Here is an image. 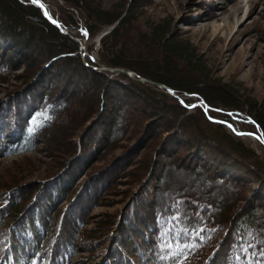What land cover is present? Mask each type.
Wrapping results in <instances>:
<instances>
[{"label": "trees", "instance_id": "obj_1", "mask_svg": "<svg viewBox=\"0 0 264 264\" xmlns=\"http://www.w3.org/2000/svg\"><path fill=\"white\" fill-rule=\"evenodd\" d=\"M62 1L61 13L52 12L51 15L66 32L76 33L81 40L94 38L104 28L113 26L104 38L111 47L110 55L103 52L97 60L87 50L88 55L83 59L80 44L61 33L30 0H0V48L3 44L11 45L25 57L15 65L19 62L17 54L8 56L3 50L0 52V71L18 69L24 64L27 68L21 78L23 86L9 93L1 109L0 157L24 155L35 150L43 136L56 127L65 114L79 115L83 106L90 110L89 115H93L79 117L85 122L93 119L95 123L85 133L75 130L69 135V150L59 144L57 149L65 151V156L62 155L58 169L52 167L37 188L22 186L14 189L7 181L0 186V190H5L0 194V264H41L48 261L55 249L64 247L63 255L67 254V248L74 249L78 239L63 235L66 223L70 221L68 218L66 222L65 214L71 213L76 236L80 235L78 231L83 228L84 221L77 209L87 207L103 195L118 178V171L134 160H128L129 155H136L134 152L139 151L140 143L147 146V153L137 162L133 172L132 184L137 190L124 211L106 222L101 237H108L114 226L120 227L123 220L126 226H138L139 222L149 226L141 231L144 234L141 233L140 240L145 242L148 233H155L162 221L174 214L176 201L187 198L209 206L202 213L213 225L241 232L240 245L251 243V236L258 232V245L264 250V206L253 204L256 198H248V188H244L237 178L240 175L249 180L248 184L257 183L264 190V158L247 146L241 135L227 129V124H231L242 134L258 130L264 137V108L243 100L228 86L212 80L188 45L174 40L165 26L158 24L149 28V32H141L135 29V21L128 13L120 15V11L104 10L93 0ZM36 53L38 58H32ZM42 63L53 72L48 73L47 86L40 84L39 93L33 89L36 88L33 84L44 76V73L38 74L43 69L37 68ZM121 70L133 73V77ZM136 78L163 84L171 88L175 96ZM32 89L34 93H30ZM22 90L26 93L15 98ZM112 92L116 94L110 95ZM10 96H14L13 100ZM106 96H111L108 100L117 104L108 119L103 109ZM119 96L125 103L119 101ZM180 98H185V106L180 103ZM74 100H78L77 103ZM195 100L204 102L208 112L200 106L191 109ZM132 101L138 103H129ZM128 109L140 110L149 117L142 127L136 128L135 137L146 127L144 135L133 149L124 151L120 159L109 161L106 166L107 160H102L99 164L103 165V170L92 167V156L107 154L116 146L117 140L123 138ZM71 120L74 122L67 117L66 124L69 125ZM109 120V130L98 127L100 121L106 123ZM94 130L98 134L90 146L87 138L95 135ZM152 138L160 143L156 145L150 141ZM105 140L109 145L102 154L96 149ZM181 149L193 153L192 160L183 162V158H188V152L179 156L177 153ZM157 157H163V160H157ZM219 168L225 169L229 176L222 174ZM83 173L82 177L87 179L80 190H76L78 178ZM178 174L189 177V183L178 188L170 185L171 177ZM203 181L207 185L202 184ZM66 200L76 207L70 205L58 210ZM241 202L243 206L239 207ZM48 212L55 213L54 219L47 215ZM52 220H58L54 232L51 231ZM121 246L108 252V264L115 259L121 264L122 254L128 260L125 264H131L134 258L127 254L129 251L116 250Z\"/></svg>", "mask_w": 264, "mask_h": 264}, {"label": "rangeland", "instance_id": "obj_2", "mask_svg": "<svg viewBox=\"0 0 264 264\" xmlns=\"http://www.w3.org/2000/svg\"><path fill=\"white\" fill-rule=\"evenodd\" d=\"M20 1L25 2V0ZM46 1L45 4L40 0L50 15L52 12L57 15L61 13L60 5H63L62 0ZM93 1L104 10L120 11V15L128 13L130 19L135 21V29L141 32H149V28L158 24L165 26V29L173 36L172 38H174V40L188 45L189 50L199 58L206 73L212 80L217 81L221 85L228 86L231 92L243 100H249L264 108V0ZM112 27L113 26L104 28L98 32L94 38H85V40H81L76 33L69 34L66 32L65 34L75 42L81 44V47L84 43V48L82 49H85L86 52L87 50L92 52L93 57L98 60V58H101L103 52L105 55H110L111 47L107 39L104 38ZM20 36L21 39H23L24 36L21 34ZM3 50H5L8 56L17 54L19 62L15 65L25 60L24 55L22 53H17L15 48L11 45L3 44L0 48V52ZM85 50H82L83 59L88 55V52L86 53ZM32 58H38V53L34 54ZM150 58H153L152 55ZM46 66L47 64L44 65V63L37 66V68L43 69L38 74L41 75L44 73V76L41 79L39 78L35 82V85L33 84V86H36V88L33 87L34 90L39 91V89H41L39 86H41L40 84L42 83H44V86L49 84L50 76L48 73L52 74L53 71L51 67L46 69ZM26 69V64H24L18 69L14 68L11 69V71H0V115L2 114L1 109L4 106L6 97H9V93L23 86L21 84V78L25 75ZM193 77L195 76H192V78ZM33 89L30 93H34ZM114 90L113 88V91ZM25 91L26 90H22L20 92L21 94H18L15 98L21 97L23 93H26ZM114 92L110 95H115L116 93ZM106 97L107 101H105L103 109L105 108V116L108 119L114 112L117 104L112 103L111 99L108 100L111 96ZM12 98H14V96H10L11 100H13ZM39 99L38 96V100ZM184 99L185 98H180L184 104L180 103L185 106ZM35 101H37V99ZM74 101L77 103L78 100ZM119 101L124 100L119 96ZM123 103H125V101ZM129 103L133 104L138 102L132 101ZM197 103L201 104L200 107H202L203 110L207 107L204 105V102L197 101L192 105L191 109H193V106H199L196 105ZM83 107H81L82 109L79 115L70 112L65 114L66 117L61 119L56 127L43 136L35 150L24 155L1 156L0 186L10 182L8 186L14 189L22 186H29L30 189L37 188V185H40L46 178V173H49L48 171L52 167L55 169L57 166L59 167V162H62L63 156H65L63 153H65V151L61 152L62 150L57 149L59 144L63 146L64 150H69L67 147L71 140L69 139V135L75 130L77 132L79 130L82 132L83 130L85 133L90 128L92 129L95 124L93 119L85 122L79 117L93 115H89L88 111L90 110ZM142 108L141 106L140 110ZM72 110L73 108H71L70 111ZM140 110H126V118L124 119L126 132L123 138L117 140L116 146L111 148L107 154L92 156L94 157V160H92V167L95 166L96 169L103 170V165L99 164L102 160H107L105 163L106 166L112 161L120 159L124 151L133 149L137 140L142 137L146 131V127H143L138 137H135L136 128L142 127L145 119L149 118L145 115V112L143 113ZM67 117L74 119V122L71 120L69 125L66 124ZM110 122V120L106 123L105 121H100L98 127H101L102 130H109L111 126ZM160 125L161 124H158V127H160ZM69 126H71V128H69ZM98 127H96V129H98ZM227 129L229 132H233L229 124H227ZM92 133H95V135L93 134L92 137L87 138L88 141H90V146L91 143H93V139H95L98 134L96 131ZM250 133L259 134L258 130H255V132L237 135H241V140L253 149L258 156L264 158V146L260 141L251 136ZM260 137H263V135L261 134ZM106 140L100 142L96 149L97 151H101L102 154L109 145ZM156 140L157 139L152 138L150 141L158 145L160 142ZM143 144L144 143H140L137 146L139 147V151L134 152L136 153L135 156L134 154L129 155L130 157L128 156V160H134L130 164L124 166L122 170L118 171V178L115 179L110 186L108 185V189H106L104 193L102 192L103 195L101 197L94 201V203H88L89 205L87 207L82 206L81 209L76 208L81 212V219L84 221L83 228L78 231L80 235L76 236L77 229L73 223V218L70 217L71 213L68 212V215L65 213L61 214L62 216L65 214L66 222H68V218H70V221L66 223L68 225L64 228L63 235L76 238L78 241L75 247L76 249L74 248L71 250L67 248V256H65L62 262L59 261L61 255L60 249L64 250V247L55 249L53 253H51L54 255L51 257L54 263L108 264L106 262L108 252L124 245L116 250L119 252L129 251L127 254L132 256V258L130 257L131 259L134 258L131 264H264V250L258 245L260 240L258 232H255L254 235L251 236V243L240 245L242 241L241 232L229 230L228 227L213 225L205 219L202 213V211L209 208V206L187 198H180L176 201L174 214L166 220H163L161 226L155 233H148L145 242L140 240V236L149 226L145 227L140 222L138 226L136 224L133 226H126L127 223L123 220L121 221L120 227L114 226L108 237H101L106 222L113 217H117L124 211L126 203L130 201L132 195L137 190V186H133L132 184V178L137 162L147 153L145 149L147 146L143 147ZM90 152L91 150H89V153ZM187 152L188 151L185 149H181L178 151L177 155H186ZM187 156L188 158H183V162L185 160H192L194 154L188 152ZM156 159L161 161L163 157H157ZM177 163L180 165L181 160L177 161ZM156 171L157 167L154 172ZM219 171L229 176V173H226L225 169L219 168ZM87 173L88 171L86 170V174ZM242 173L244 176L247 175L245 172ZM82 176H84V173L78 178L77 185L75 186L76 190H80L83 182L87 179ZM171 178L169 184L177 188L189 183V177H182L180 174L172 176ZM237 178L241 180L244 188H248L246 192L249 193V197H247L250 198L254 196L256 198L253 204L264 206V190L258 187L257 183L248 184L249 180L243 177L240 178V175ZM198 181H200V179H198ZM205 182L206 181H203L201 183L207 185ZM4 191L5 190H0V194L4 193ZM49 194L52 195V192H49ZM74 195L75 193H73L72 196ZM70 205L76 207L73 203L71 204L69 200H66L62 202L57 209L62 210V208H66ZM238 206H243V203L241 202ZM47 215L54 219L55 213L48 212ZM52 221L51 225L53 223V226L51 227V231L54 232L57 228L58 220H54L56 222V227L54 221ZM82 233H85L84 238L82 237ZM121 256V264L128 262L125 255L122 254ZM111 262L112 264L120 263L117 259Z\"/></svg>", "mask_w": 264, "mask_h": 264}, {"label": "water", "instance_id": "obj_3", "mask_svg": "<svg viewBox=\"0 0 264 264\" xmlns=\"http://www.w3.org/2000/svg\"><path fill=\"white\" fill-rule=\"evenodd\" d=\"M31 2H32V0H31ZM33 4H34L36 7H39V8L43 11L44 15H45V11L48 13V11L46 10L45 7H40V4H42L41 2H40V4H36V3H33ZM45 17L48 19V21H49L50 23H52L53 25H55L56 27H58L61 33H63V34L66 33V31L61 27V25L59 24V22H58L57 20H55V19H54L53 17H51L49 14H48L47 16L45 15ZM49 17H51V18H49ZM53 21H55V23H54ZM82 48H84V46H82L81 49H82ZM82 50H85V49H82ZM110 70H112V71H118V70H115V69H110ZM119 71H120V70H119ZM121 72H124V73L127 74L128 76L133 77V73H131V72H126V71H123V70H121ZM136 79H137V81H139V82H141V83H149V84H152V85H154V86H156V87H158V88L164 89V90H166L169 94H171L172 96H175V92H174L171 88H169V87H167V86H165V85H162V84H159V83H155V82H150V81H148V80H146V79H143V78H136ZM180 102H181L182 104H184V102H183L182 100H180ZM196 105H201V104H200V103H197ZM193 107H194V106H193ZM191 108H192V107H191ZM207 109H208V107H206V108L204 109L205 113H207ZM210 120H211V121H215V119H212V118H210ZM229 126H230L231 130H232L234 133H236V134H241V133L235 131V129L233 128L232 125L229 124ZM250 135L253 136L254 138H258L259 141H260V142L262 143V145L264 146V138H263V137H260V136H261L260 133H259V134L250 133Z\"/></svg>", "mask_w": 264, "mask_h": 264}, {"label": "snow or ice", "instance_id": "obj_4", "mask_svg": "<svg viewBox=\"0 0 264 264\" xmlns=\"http://www.w3.org/2000/svg\"><path fill=\"white\" fill-rule=\"evenodd\" d=\"M32 3L40 4V0H32ZM40 7H44L43 4H40ZM45 15L47 16L48 13L45 11ZM51 18V17H49ZM55 23V21H53Z\"/></svg>", "mask_w": 264, "mask_h": 264}, {"label": "bare ground", "instance_id": "obj_5", "mask_svg": "<svg viewBox=\"0 0 264 264\" xmlns=\"http://www.w3.org/2000/svg\"><path fill=\"white\" fill-rule=\"evenodd\" d=\"M47 10V9H46ZM48 11V10H47ZM48 14H49V12H48ZM50 15V14H49ZM51 17H53L52 15H50ZM54 18V17H53ZM55 19V18H54ZM81 45V44H80ZM82 46H84V43L82 44ZM85 52H86V50H85ZM87 53V52H86ZM258 141H259V139L258 138H256Z\"/></svg>", "mask_w": 264, "mask_h": 264}]
</instances>
